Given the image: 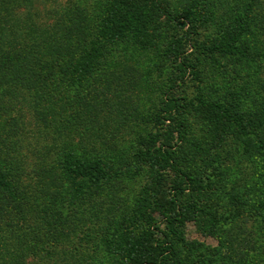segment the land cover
<instances>
[{
    "label": "rangeland",
    "instance_id": "rangeland-1",
    "mask_svg": "<svg viewBox=\"0 0 264 264\" xmlns=\"http://www.w3.org/2000/svg\"><path fill=\"white\" fill-rule=\"evenodd\" d=\"M5 1L0 0V34L8 41L33 21L38 28L54 29V19L64 8L89 10L88 6H95L93 0H10L9 6L3 5ZM147 2L142 3L145 8ZM187 2L158 0L174 15ZM208 3H212L211 7L205 10L199 23L193 24L166 23L155 14V8L149 7L141 19L145 23L142 27L135 24L134 37H129L130 49L110 56L117 62L116 65L112 62L114 77L110 74L107 78L112 80L110 86L101 88L95 96L100 99L97 101L100 120L108 124L112 136L109 141L98 138L95 148L102 150L101 141H106L112 145V152L83 164L95 165L100 171L111 165L113 168L108 171L109 178L100 176L91 182L87 181L88 176L79 182L69 179L66 193L79 191L83 205L79 211L78 238L66 243L62 258L66 263L78 264L68 250L73 251L78 245L76 255H81L78 259L90 260L92 264H130L136 254L143 258L152 255L160 264H239L246 255L258 256L253 239L264 241V155L245 154L247 141L251 148L257 149L254 133L243 139L234 133L232 126L212 125L209 123L212 116H207L205 105L206 102L233 107L239 104L246 111L256 110L264 116V7L253 9V25L241 36L239 52L199 56L197 61L199 54L191 48L192 41L220 47L230 34L235 16L220 0ZM13 4L17 8L11 11ZM104 35L105 31L94 35L93 46L104 41ZM14 39L11 44L17 43ZM97 82L102 80L97 77ZM166 97L184 106L173 114V119L186 127V139L180 137L183 128L178 125L175 130L165 127V131L156 134L150 124L128 120L156 113ZM0 107V113L17 116L24 129L20 143L22 158L36 166L41 154L45 155L41 143L55 148L58 133L47 127L46 138L36 136L38 116L32 101L21 104L15 99L5 100L4 104L0 101ZM120 117L124 120L119 122ZM210 147L217 149L213 152ZM165 149L173 154L183 152L179 153L185 160L182 167L196 176L199 186L188 187L170 168H159L155 158ZM205 150H209L208 155ZM210 150L215 155L211 156ZM58 157L54 150L50 151L46 162L57 163ZM120 165L122 171L117 172L116 178L113 169ZM31 169L34 166L30 172ZM180 189L184 191L179 193ZM110 197H114L111 210L115 212L104 214L98 207L102 199ZM90 215L95 218L92 229ZM122 229H126V234L120 236ZM96 235H104L103 240L110 244L106 249L96 248L99 253L91 250L100 243ZM153 240L159 243L152 252L147 247ZM135 248L138 250L132 251ZM218 250H223L222 260L216 255ZM260 251L263 253L264 249ZM41 254L27 255L26 264H55L51 256L45 259Z\"/></svg>",
    "mask_w": 264,
    "mask_h": 264
},
{
    "label": "trees",
    "instance_id": "trees-1",
    "mask_svg": "<svg viewBox=\"0 0 264 264\" xmlns=\"http://www.w3.org/2000/svg\"><path fill=\"white\" fill-rule=\"evenodd\" d=\"M93 1L95 6H88L89 10L75 7L72 11L66 8L61 10L54 19V29L38 28L32 20V24L28 23L29 26L18 31L12 41L2 38L0 34V101L3 104L5 100L13 99L21 104L32 101L38 116L36 136L46 138L47 127L59 135L55 148L41 143L45 155L41 154L42 158L36 166L32 165L22 158L20 143L23 142L24 129L18 122L17 116H11L10 113L6 114L3 111L0 113V264H26L27 255L39 252L45 259L51 256L50 259H53L55 264H68L62 259L63 254L67 250L66 243L78 238L81 224L79 211L81 212L83 205L79 191L66 193L67 186L70 185L69 179L79 182L82 177L88 176L87 181L91 182L92 179L100 176L109 178L108 171L113 168L111 165L109 169L105 167L106 169L100 171L95 165L90 164L86 167L83 164L87 163V160H100L101 154L112 152V145L110 147L106 141H101L102 150L95 148L97 146L95 141L99 140L98 138L105 137L109 141L112 136L107 129L108 124L105 125V122L100 120L101 113L97 110L99 105L97 101L100 99L95 96L101 88L109 87L112 81L107 78L113 69L112 62L114 65L117 62L110 59V56L118 55L119 50L130 49L129 37H134L135 24L143 26L145 22L141 19L146 16L149 7L155 8L157 10L155 14L160 15L166 23L193 24L199 23L206 13L205 10L212 4L208 3L209 0L203 3H200L202 0H188L179 13L174 15L166 6L159 4L158 0ZM143 2H147L146 8L142 5ZM220 3H225L231 11H234L232 29L230 34L227 33L226 41L218 48L213 44L204 45L192 41L191 48L199 54L197 61L199 56L211 57L215 53L232 55L239 52L238 44L241 36L253 25L251 24L254 19L253 9L264 7V0H220ZM10 4V0L3 3L8 6ZM15 8L17 4L12 5L11 11ZM102 31H105L104 41H98L97 47L93 46V36ZM14 38L17 39V43L11 44ZM170 52L172 54L171 50ZM185 64L181 63V66L184 67ZM192 74L196 75L197 72ZM97 77L102 80L101 83L97 82ZM110 77L114 76L111 74ZM162 103L163 106L159 107L156 113L136 119L128 117V120L150 124L155 127L156 134L162 133L166 128L175 130L178 125L183 128L180 137L186 139L184 136L186 127L177 123V118L173 119V114L178 112L183 104L168 97L164 98ZM205 106L208 110L207 116H212L209 119L212 125L232 126L234 133L242 136L243 139L252 136L253 132L252 137L258 141L257 149L251 148V144L247 141L246 150L243 152L245 154L255 152L256 156L263 157V115H259L256 110L246 111L239 104L233 107L206 102ZM123 120V117L118 118L119 122ZM23 128L26 126L24 125ZM52 149L59 157L57 163L49 165L46 160ZM210 149L214 152L217 148L210 147ZM146 151L149 152V149L147 148ZM208 151L205 150L204 154L208 155ZM213 152L210 150L211 156L215 155ZM173 153L166 149L159 151V157L155 158L159 168H170L188 187L198 185L196 176L188 171V168L182 167V162L185 160L179 153L183 152ZM194 157L199 158V155ZM30 165L34 166L31 172ZM121 166L123 165L113 169L116 178L117 172L122 171ZM94 173L96 174L93 176ZM183 191L180 189L179 193ZM113 198L102 199L103 203L99 205V211L104 214L108 211L115 212L111 210L114 205ZM86 209L90 210V204ZM90 217L92 219L89 224L92 229L95 218L92 215ZM139 221L142 222V219ZM167 222H171L170 219H167ZM98 230L97 225L96 232ZM123 234H126V229L120 230V236ZM103 236L96 235L100 243L95 244L92 251L99 253L96 248L106 249L110 246L103 240ZM87 241L89 244L90 240ZM263 242L258 238L253 239V243L257 245L258 256L246 255L239 264H264V251L263 253L260 251L264 249ZM158 243L159 241L156 240L150 241V246L147 248L153 252ZM166 244L169 249L172 248L170 243ZM79 246L73 251L71 248L68 249L75 263L92 264L90 260L78 259L81 256L76 255ZM132 246H135L134 242ZM137 250L135 248L132 251ZM221 252L223 250L216 251V255L222 260ZM54 256L61 258L54 259ZM130 264H160V261L154 259L152 255L143 258L136 254V258H132Z\"/></svg>",
    "mask_w": 264,
    "mask_h": 264
}]
</instances>
